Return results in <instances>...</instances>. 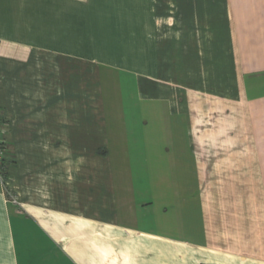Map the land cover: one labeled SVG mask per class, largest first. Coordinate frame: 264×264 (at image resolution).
Wrapping results in <instances>:
<instances>
[{
	"label": "crops",
	"instance_id": "crops-1",
	"mask_svg": "<svg viewBox=\"0 0 264 264\" xmlns=\"http://www.w3.org/2000/svg\"><path fill=\"white\" fill-rule=\"evenodd\" d=\"M0 128V264H264V0H0Z\"/></svg>",
	"mask_w": 264,
	"mask_h": 264
},
{
	"label": "rangeland",
	"instance_id": "rangeland-1",
	"mask_svg": "<svg viewBox=\"0 0 264 264\" xmlns=\"http://www.w3.org/2000/svg\"><path fill=\"white\" fill-rule=\"evenodd\" d=\"M130 87H132V86H129L128 88H130ZM108 91L111 94L113 92V88L111 86H109L108 87ZM132 109H131V113H128L127 110H126L125 116L127 115V117H128V121H129L128 124L133 127V130L131 131V134H133V137H135V139L138 140L137 143H139V114H137V118H132L133 114L135 113V111L134 110L132 111ZM207 116H208L207 119L212 118L211 115H207ZM135 119L138 120L137 121L138 124L135 123ZM203 123L207 124V121H206L205 118L203 120ZM210 123H211V120L209 119V124ZM174 130H175L176 134H172L173 135L172 141H174V139H175V144H176L175 147L173 146L170 149H167V147L165 149L163 148L164 150H167V151L170 150V152H169V154H168L166 159H168V157H170V154H171L172 161H174V164L172 162L171 163H167L166 160H165V157H161L160 158L161 160H160L159 164H157L158 167L157 168H153V169L151 168L152 173H150V174H167V173H170V174L171 173L172 174H174V173L175 174H195L194 172H197V170L195 168V163L196 162H193V158L189 154L188 149L186 147H185V152H184L183 144H184L185 136H184V132H183L182 127H179V125H177V126L174 127ZM146 131L149 134L148 137H149V140H150L151 136H152V128H151L150 125L148 126ZM154 135H155V132H154ZM207 138L208 137H205V139H207ZM214 139H212L211 137H210V139H208V141L211 142L210 145H211L212 150H216L215 146L218 144L217 142L214 141ZM160 140H162L164 145L167 146V142H164V141H166V138L163 137ZM215 152L216 153L217 152L220 153L221 151L218 149V151H215ZM215 152L211 153L209 156H205L204 155V157H202L204 160L208 158L209 161L208 160H206L204 162L203 161L202 162L199 161V163H197L199 168H200L201 174H211L212 172L217 171L216 170L217 167H219V168L221 167L220 166L221 165L220 161L219 162H214L213 161L217 157V156H215ZM218 156H220V154ZM179 157L181 158V160H179ZM118 158H119V156L117 155V159ZM197 158L200 159L199 153H197ZM244 165H246V164H244V163L240 164V167H241L240 168V172H237V174H249V171H250L251 172L250 174H255V173L256 174H261V177L262 178L264 177V171H263L264 170V163H262V162L256 163V169L255 170L254 169H250V170L249 169H244ZM194 170H196V171H194ZM205 170L207 172H205ZM229 170H231V167H230ZM1 173H2V171H1ZM228 174H231V173H228ZM191 180L192 179L190 178V182H191ZM169 199H171V197H167L166 198V200H169Z\"/></svg>",
	"mask_w": 264,
	"mask_h": 264
},
{
	"label": "built area",
	"instance_id": "built-area-1",
	"mask_svg": "<svg viewBox=\"0 0 264 264\" xmlns=\"http://www.w3.org/2000/svg\"><path fill=\"white\" fill-rule=\"evenodd\" d=\"M5 143H4V139H3V132H2V130H1V128H0V174H2L1 173V169H2V167H1V163H2V160H3V154H4V151H5Z\"/></svg>",
	"mask_w": 264,
	"mask_h": 264
},
{
	"label": "trees",
	"instance_id": "trees-1",
	"mask_svg": "<svg viewBox=\"0 0 264 264\" xmlns=\"http://www.w3.org/2000/svg\"><path fill=\"white\" fill-rule=\"evenodd\" d=\"M204 264H212V263H204Z\"/></svg>",
	"mask_w": 264,
	"mask_h": 264
}]
</instances>
